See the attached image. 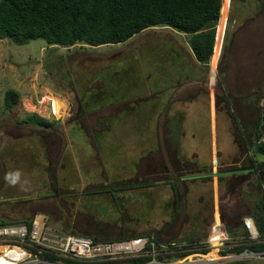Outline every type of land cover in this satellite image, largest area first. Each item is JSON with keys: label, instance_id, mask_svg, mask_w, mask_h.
Instances as JSON below:
<instances>
[{"label": "rangeland", "instance_id": "obj_1", "mask_svg": "<svg viewBox=\"0 0 264 264\" xmlns=\"http://www.w3.org/2000/svg\"><path fill=\"white\" fill-rule=\"evenodd\" d=\"M230 1L219 57L224 6L208 67L191 56L188 36L164 26L100 47L51 46L42 39L18 46L1 40L0 220L33 217L62 234L103 241L142 235L179 245L205 241L218 215L225 229L232 219L234 236L240 235L241 216L261 199L254 178L215 174L242 166L240 137L263 104L264 0ZM9 90L19 96L12 111L3 104ZM195 94L199 103L188 109L176 103ZM39 120L49 122L51 131L39 128ZM165 120L180 132L176 154ZM174 159L186 163L184 170ZM121 167L122 180L136 168L147 181L166 180L165 186L123 194L127 218L122 223L111 201L91 197L83 186L94 182L88 176L92 170L116 178ZM15 171L21 176L12 185L5 177ZM103 213L113 215L111 221L95 218ZM227 233L224 247L207 252L215 249L219 259L192 254V263L264 264L248 257L223 259L238 256H221L226 245L243 241Z\"/></svg>", "mask_w": 264, "mask_h": 264}, {"label": "trees", "instance_id": "obj_2", "mask_svg": "<svg viewBox=\"0 0 264 264\" xmlns=\"http://www.w3.org/2000/svg\"><path fill=\"white\" fill-rule=\"evenodd\" d=\"M221 7L222 0H0V41L8 40L14 45L22 46L30 40L42 39L51 46L71 47L76 44H84L89 47H100L122 44L145 30L164 26L188 36L187 44L196 63L202 67H208L211 56L215 55L217 25L220 20V12L223 13ZM18 99L19 96L15 91H6L3 97L4 108L12 111ZM262 103L258 107L259 113L255 122L249 130L242 133L244 136L240 137V146L245 160H243L242 166L215 175L230 174L231 177H236L239 174L247 173L254 178L252 185L257 188L261 199L254 202L247 216H241L242 233L240 235L234 236L238 234V231H235L237 226L232 219L226 223V231H230L232 237L244 236L242 220L251 218L262 241H264V189L262 188L264 186V159H257V156L264 158V144L262 143L264 100ZM182 115H177L181 121L183 120ZM170 124L176 127L175 139L170 137L169 140L172 152L176 154L175 148L179 146L176 140L180 132L176 123L170 121ZM37 125L52 126L44 120L37 121ZM173 158L175 157L173 156ZM175 161L179 165L178 168L184 170L183 166L186 163L180 164L178 160ZM147 185L149 183L144 186ZM33 220V217L11 221L0 220V226L20 223L30 225ZM216 223L217 226L220 225L218 217ZM44 226L47 227L46 224ZM68 234L74 233L68 232ZM85 236L87 237V235ZM146 237L158 243L153 237ZM197 240L198 238L187 241L181 247L185 252L177 253L174 256L159 255L155 257V261L168 264L173 258L194 253L206 254L207 250L201 249L202 244ZM231 245H226L221 250V256L230 254L239 256L245 250L264 251V243L245 244L243 240L239 244ZM147 251H150L149 247ZM42 255L48 262L54 263L57 260L49 254L43 253ZM212 256L213 252H209L202 258L207 259ZM151 260L152 257L148 255L105 263H76L63 260L62 264H146Z\"/></svg>", "mask_w": 264, "mask_h": 264}, {"label": "built area", "instance_id": "obj_3", "mask_svg": "<svg viewBox=\"0 0 264 264\" xmlns=\"http://www.w3.org/2000/svg\"><path fill=\"white\" fill-rule=\"evenodd\" d=\"M262 143L264 144V137ZM242 228L245 234L240 238L244 240L245 244L264 243L251 218L242 220ZM212 239H217L219 245L224 247V244L229 242L225 227L220 224L213 228L212 233L201 243V249L208 252L210 247L213 248ZM184 245L157 243L146 236L113 241L96 240L91 237L54 232L45 227L44 223L35 220L30 225L20 223L0 226V248H2L0 264H62L63 260L76 263H105L148 255L152 257V260L146 264H165L156 262L155 257L159 255L174 256L177 253L185 252L181 248ZM148 247L150 251H147ZM43 253L53 256L57 260L54 263L48 262L43 258ZM191 255L173 258L169 264H200L192 263V258L188 260ZM202 255L204 254H197L199 257ZM234 257L264 260V251L245 250L241 255Z\"/></svg>", "mask_w": 264, "mask_h": 264}, {"label": "flooded vegetation", "instance_id": "obj_4", "mask_svg": "<svg viewBox=\"0 0 264 264\" xmlns=\"http://www.w3.org/2000/svg\"><path fill=\"white\" fill-rule=\"evenodd\" d=\"M224 1L226 2L225 3L226 18L224 20V27L222 29V35H221V39H220V48L222 47V43H223V37H224L225 28H226L227 13H228L230 2H231L230 0H222V3ZM261 7H262V9L264 8L263 5ZM121 103H122V101L120 102V104ZM166 122H169V121L165 120V122H164V126L169 127L168 131H167V139L170 140L171 139L170 137H173V139H174L176 127H171L168 124H166ZM169 124H170V122H169ZM37 126L41 129L51 131V126L50 127L42 126V125H37ZM104 127L108 128L106 126H104ZM101 128H102V126H101ZM95 133H96V131L93 130L91 132V136ZM169 145H170V141H169ZM118 172H119L121 177L115 178L113 176V174H114L113 172L105 173V171H103L101 169L96 171V172L92 170L91 171V173H92L91 177L92 178L90 177L91 173L88 176L90 179H93L94 182L89 183V184L85 183L83 186L88 187V191H89L88 195H91V197L96 196L98 199L100 198L99 200H102V199L106 200L107 199L106 201H108V200L111 201L112 202V209L115 211L116 216L118 218L117 220H118V222L122 223V220L127 218L126 214H123L125 211L124 208L122 207V195L123 194H125L127 191H133V192L135 190L145 191L146 189H151V188L157 187L158 185L159 186H165L166 180H164V181L162 180V182L161 181H152V182L147 181V179L144 178L143 176L139 177V175H141V174H138L137 168L132 173L134 175H138V176L131 177L130 175H132V173L130 170H128L127 172L124 173V175H125V177L129 176V178L126 177L127 179L122 180V167H121V169H119ZM52 174H53V169L51 170V173H50L51 178H52ZM183 181H181V182H183ZM127 182H128V184H127ZM148 183H149V185L144 186ZM129 184H133V185H129ZM133 187H135V188H133ZM173 190L175 191V189H173ZM178 198H179L178 194L176 193L175 201H178ZM100 207H103V205L100 204ZM112 216L113 215H111V214L103 213L100 216H97L95 218L100 219L103 217V218H106L107 221H111L110 219L112 218Z\"/></svg>", "mask_w": 264, "mask_h": 264}, {"label": "crops", "instance_id": "obj_5", "mask_svg": "<svg viewBox=\"0 0 264 264\" xmlns=\"http://www.w3.org/2000/svg\"><path fill=\"white\" fill-rule=\"evenodd\" d=\"M225 7V16H226V6H225V3L223 2L222 3V8H224ZM264 6V5H263ZM221 8V9H222ZM264 9V8H263ZM221 35H222V31H221ZM221 37V36H220ZM190 51V50H189ZM219 51H220V43H219V45H218V49H217V52H216V56H217V58L219 57ZM190 54H191V56L193 57V55H192V52L190 51ZM194 58V57H193ZM195 60V59H194ZM217 61V60H216ZM196 62V61H195ZM198 64V63H197ZM199 66H201V65H199ZM215 79H213V82H215L214 81ZM176 103L178 104V103H181L180 105H183L184 107L186 106L187 108L186 109H188L189 108V106L191 107V105H194V104H197V103H199V99L197 98V95L195 94L193 97H188L186 100H184V101H181V100H178V99H176ZM188 111H191V110H188ZM218 217V216H217ZM216 217V218H217ZM215 218V217H214ZM216 218H215V221H216Z\"/></svg>", "mask_w": 264, "mask_h": 264}, {"label": "clouds", "instance_id": "obj_6", "mask_svg": "<svg viewBox=\"0 0 264 264\" xmlns=\"http://www.w3.org/2000/svg\"><path fill=\"white\" fill-rule=\"evenodd\" d=\"M20 176H21V173L19 171H15V172H10L6 174L5 179L12 185H15L20 180Z\"/></svg>", "mask_w": 264, "mask_h": 264}, {"label": "bare ground", "instance_id": "obj_7", "mask_svg": "<svg viewBox=\"0 0 264 264\" xmlns=\"http://www.w3.org/2000/svg\"><path fill=\"white\" fill-rule=\"evenodd\" d=\"M212 243H213V248H215V247H218L219 246V243H218V241H217V239H212ZM2 251V248H0V252ZM210 252H213V257H214V259H212L211 261H215V260H217V259H219L218 258V255L216 254V252H215V249H213L212 251H210ZM215 255V256H214ZM188 259H191V258H188ZM208 259V258H207Z\"/></svg>", "mask_w": 264, "mask_h": 264}, {"label": "water", "instance_id": "obj_8", "mask_svg": "<svg viewBox=\"0 0 264 264\" xmlns=\"http://www.w3.org/2000/svg\"><path fill=\"white\" fill-rule=\"evenodd\" d=\"M211 57H212V56H211ZM231 258H235V257H229V258L226 257V258H223V259H231ZM205 263H206V262H205ZM200 264H201V263H200Z\"/></svg>", "mask_w": 264, "mask_h": 264}]
</instances>
